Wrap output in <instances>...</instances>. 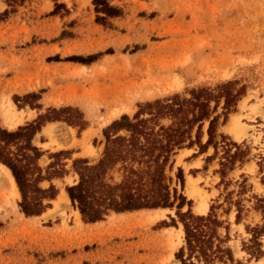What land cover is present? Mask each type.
Masks as SVG:
<instances>
[{
	"label": "rangeland",
	"instance_id": "rangeland-1",
	"mask_svg": "<svg viewBox=\"0 0 264 264\" xmlns=\"http://www.w3.org/2000/svg\"><path fill=\"white\" fill-rule=\"evenodd\" d=\"M101 1L104 5L96 8L92 0H0V14L8 12L0 20V98L12 99L18 124L23 122L22 109L28 108L40 109L33 122L40 116L58 122L62 130L54 127L50 145L44 147L62 148L70 137L76 142V135L86 154L74 158V150L41 151L37 164L48 180L39 185H53L57 195L40 216L26 217L19 208L21 196L12 197L1 183L0 264H181L175 255L184 246L182 225L161 224L170 223L169 216L177 220L175 209L111 213L103 221L86 223L65 199V188L78 180L74 159H99L111 110L129 107L120 116L132 117L145 103L175 95L190 98L191 90H214L227 83L234 84L232 93L240 90L243 95L219 132L227 143L245 142L248 161L241 166L237 162L221 184L219 159L212 160L198 184L187 178L182 194L191 201L193 215H206L214 206L215 214L229 224L228 245L236 260L264 264V258L256 261L243 250L251 238L246 226L264 224V204L251 198L264 197V162L261 172L258 165L264 158V0ZM105 5L117 11L107 13ZM41 98H52L57 106L42 110ZM223 105L221 100L217 114L224 112ZM234 119L240 123V139L229 129ZM185 154L176 157L169 173L178 191L176 173L181 166L187 169ZM182 170L184 177L195 174ZM212 175L219 178L215 185ZM242 175L247 192L238 197L236 182ZM189 181L193 195L187 190ZM214 187L219 196L208 203L207 191ZM237 200L243 206L238 225ZM201 202L208 205L205 213L197 210ZM187 210L185 206L182 212ZM220 232L225 235V230ZM261 243L264 251V236Z\"/></svg>",
	"mask_w": 264,
	"mask_h": 264
},
{
	"label": "trees",
	"instance_id": "trees-1",
	"mask_svg": "<svg viewBox=\"0 0 264 264\" xmlns=\"http://www.w3.org/2000/svg\"><path fill=\"white\" fill-rule=\"evenodd\" d=\"M92 1L96 8L104 5L101 0ZM104 7L107 13L117 11L112 6ZM7 15V11L0 14V20ZM233 85L227 83L214 90H191L190 98L175 95L173 98L148 102L140 106L132 117L122 115L113 120L103 130L104 143L99 159L94 163H89L87 159L72 161L78 180L67 186L65 191L82 220L95 223L103 221L111 213L175 209L177 220L169 216L170 223L163 221L161 224L162 227H177V222L182 225L184 246L175 255L181 264H242L234 258L228 245L229 224L215 214L214 206L206 215H193L190 211L191 201H187L182 194L185 184L183 170L178 168L176 173V185L180 186V191L173 187V179L169 175L178 152L194 146L198 150L193 157L207 153L209 148L213 149V154L205 159L204 169L209 162L219 159L217 173L221 184L225 182L227 172L235 169L237 162L241 166L248 161L250 153L245 142L227 143L219 132V127L226 124L228 115L235 112L237 102L243 95L240 90L232 93ZM221 100L224 102V112L217 114ZM211 103H214L213 107ZM39 118V121L20 126L14 131L0 127V163L12 173L21 196L19 208L26 217L40 216L57 195L53 185L47 189L39 185L48 180L37 164L42 152L32 145L33 137L44 125L45 117ZM220 118L222 120L219 122ZM164 120H168L169 124H163ZM205 123L208 124L207 140L203 143L202 129ZM263 162L264 158H261L258 164L260 172ZM54 174L57 176L58 171ZM115 174L119 175L118 180ZM241 179L240 183L236 182L240 187L238 197L247 192V178L242 175ZM251 198L264 204L263 197L252 194ZM224 200L227 202V197ZM185 206H188V210L182 212ZM234 206L235 223L240 224L243 206L239 200ZM260 210L264 219V207H260ZM230 211L231 207H228L225 213L229 214ZM221 230H225V235L221 234ZM246 231L251 238L248 244H244L243 250L256 261L264 258L261 243L264 224L252 228L246 226Z\"/></svg>",
	"mask_w": 264,
	"mask_h": 264
},
{
	"label": "crops",
	"instance_id": "crops-1",
	"mask_svg": "<svg viewBox=\"0 0 264 264\" xmlns=\"http://www.w3.org/2000/svg\"><path fill=\"white\" fill-rule=\"evenodd\" d=\"M2 101H4L5 103H8L7 101H11L10 103H8V104H11V109L13 108V106L15 107V105L12 102L11 98H0V119L2 117V108H1V102ZM40 104L42 105V110H44L45 108H48L50 106H57L56 103L52 102V98H41ZM15 110L17 112H19L18 109L15 108ZM11 111L14 113L13 110H11ZM37 111L40 113V109L39 110L31 109V108L22 109V112H24V117H23V122L21 124H18L16 122L17 126L15 128L4 126V123L2 122V120H3V118H2L0 127L3 128V129H6L8 131H14L18 127H20L22 125H27L28 123L33 122L38 116V112ZM29 113H30V117L28 116ZM14 117H15V113H14ZM113 120L114 119H112L111 121H113ZM7 127L10 128V129H8ZM54 127H57L60 131L62 130L58 126V122H48L45 125H43L40 128V130L35 134V136L32 139V145L37 147L40 151H44V152H47V153L58 152L60 150H70V151L74 150V152L72 153L73 154L72 156L74 158L75 157H86V154L83 153V150L80 148L81 145L79 144V141H81L82 138H79L76 135L74 136V139H75L76 142H73L71 137H70V139L67 141L66 145L64 147H62V148H55L54 146L44 147L43 145H50V144H48V143H50V139H51L49 135L53 133V129H55ZM86 130H89V128L86 129ZM206 140H207V136H204L202 138V142L205 143ZM210 151H211V149L209 148L207 153L202 154V155H197L195 157H193V156L196 155L197 151L195 149H193V148H184V149H182V150H180L178 152L176 157L181 152L182 153L183 152H187V154H185L183 156V158H182L183 162L186 164V167H187V169L185 170V168L183 166H181V168L184 169V171H187V173H189L191 171H198L195 174H189V175L187 174L185 176V183H186V180H187L188 177H191L192 180L196 181L197 184L200 181V179H202V175L200 173H201V171L204 170L203 165L205 164L206 157L211 156L210 155L211 154ZM176 157H175V161H176ZM218 179H219L218 177H214L212 175V180L214 181V185L216 184ZM184 187H185V185H184ZM4 188L5 187L0 182V194L1 195H2V192H3ZM207 195L209 196V198H208V203H209V202H211V200H213V199H215V198H217L219 196V191L214 187L213 189H210V190L207 191ZM196 205H197V202H196ZM194 209H195V207H194ZM153 211H156V210H152L151 212H153ZM157 211L164 212L166 210H159L158 209ZM121 214H123V213H121ZM126 214H132V212L131 213H124V215H126ZM196 214L201 216V214H198L197 212H196ZM236 225H238V224H236Z\"/></svg>",
	"mask_w": 264,
	"mask_h": 264
},
{
	"label": "bare ground",
	"instance_id": "bare-ground-1",
	"mask_svg": "<svg viewBox=\"0 0 264 264\" xmlns=\"http://www.w3.org/2000/svg\"><path fill=\"white\" fill-rule=\"evenodd\" d=\"M175 84H176V81H175ZM1 108H2V118H3L4 125L11 127V128H15L17 126V123L14 121L15 117H14V113L11 111V104H8L2 101ZM129 110L130 108L125 107V106L111 110V113L108 114V116L106 117V120H105L106 123L110 122L112 119H117L122 113L128 112ZM239 125L240 123H238L237 120L234 119L231 122L230 127H229V129L231 130L232 134L236 137V139H240V137L243 135ZM0 182L4 184V186L11 191L12 197L20 196L11 171L2 164H0ZM187 190L190 195L194 194L193 181H189ZM65 199L67 200V202H69L68 197H66ZM207 209H208V205L206 202H201L199 206H197V210L199 213H205ZM76 213H77V216L80 217L79 212L77 211ZM159 217H160L159 215H155L154 219H157Z\"/></svg>",
	"mask_w": 264,
	"mask_h": 264
}]
</instances>
